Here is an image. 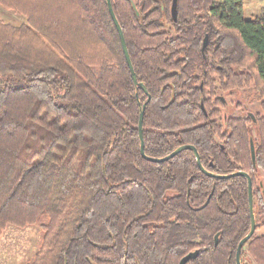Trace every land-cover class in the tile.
<instances>
[{
  "label": "trees",
  "instance_id": "16d2710c",
  "mask_svg": "<svg viewBox=\"0 0 264 264\" xmlns=\"http://www.w3.org/2000/svg\"><path fill=\"white\" fill-rule=\"evenodd\" d=\"M110 1L137 84L108 0H0L26 19H0V238L43 222L27 264H237L248 180L218 176L243 171L240 261L264 264V14ZM144 106L145 155L192 145L206 172L193 150L141 155Z\"/></svg>",
  "mask_w": 264,
  "mask_h": 264
},
{
  "label": "rangeland",
  "instance_id": "374dc122",
  "mask_svg": "<svg viewBox=\"0 0 264 264\" xmlns=\"http://www.w3.org/2000/svg\"><path fill=\"white\" fill-rule=\"evenodd\" d=\"M242 4L247 17L264 14V2L260 0H243ZM0 19L17 26L26 22L23 15L1 6ZM42 223L27 228L8 227L0 238V264H27L30 262L42 240ZM259 234H264V227L259 230Z\"/></svg>",
  "mask_w": 264,
  "mask_h": 264
},
{
  "label": "water",
  "instance_id": "95a60500",
  "mask_svg": "<svg viewBox=\"0 0 264 264\" xmlns=\"http://www.w3.org/2000/svg\"><path fill=\"white\" fill-rule=\"evenodd\" d=\"M108 4H109V10L111 11V15H112V18H113V22L116 24V27H117V30H118V34L120 36V40H121V43H122V47H123V50H124V53H125V58L127 59V62H128V65H129V70L131 71V75H132V78H133V82H135L136 84L138 83V79H137V75H136V72L135 70H133L134 66L132 64V61H131V58L129 57L130 54H129V50H128V47L126 46L127 45V42H126V39H125V35H124V32H123V29L122 27L120 26L119 22L117 21L118 19L116 18V15L113 11V7H112V4H111V1L108 0ZM178 0H173V4L171 6V14L173 16V19L176 20L177 18V15H178ZM208 41H209V36L207 35L205 40L203 41L204 44H203V53H204V50L207 48L208 46ZM142 90H144L145 92H147V88L146 86L142 83L140 84ZM144 113H145V106L143 107V112L141 114V117L140 118V124H139V131H140V137H141V140H142V144H141V155H143L144 157L146 156L145 155V143L144 142V139H143V119H144ZM253 117V116H252ZM184 150H193L194 153H195V156H196V159H197V165H199V167L206 172V170L203 168V166L201 165V157H200V154L197 152L198 150L196 149V147L192 146V145H184V146H181L179 147L178 149H176L175 151L171 152L170 155L164 157V158H148L146 156L147 159H150L151 161H154V162H164V161H168L172 158H174L176 155H178L179 153H182ZM251 154H252V159H253V163L254 165H256V150H255V145H254V142L253 140L251 141ZM233 176H243L245 178H247L248 180V187H249V203H250V216H251V224H252V227H251V230L249 232V234L240 242L239 244V247H237L238 251H237V264H241V253H242V249H243V246L244 244L252 237V235L255 234L256 232V218H255V212L253 211L254 210V197H253V182H252V178L250 175H248L247 173H243V171H239L237 173H234L232 175H220L218 177L220 178H230V177H233ZM219 242V237L216 236V245L218 244ZM199 254V250L198 251H195V252H191L189 253L188 255H186L182 260L181 262H179L180 264H187V262H189L191 259H194L198 256Z\"/></svg>",
  "mask_w": 264,
  "mask_h": 264
},
{
  "label": "flooded vegetation",
  "instance_id": "af4514ba",
  "mask_svg": "<svg viewBox=\"0 0 264 264\" xmlns=\"http://www.w3.org/2000/svg\"><path fill=\"white\" fill-rule=\"evenodd\" d=\"M223 101H224V103H228L229 104V102L227 101V99H226V97L224 96V94L222 93L220 96H219ZM232 106L229 104V107H228V110H231L232 111V108H231ZM225 115V114H224ZM226 116V115H225ZM253 116V115H252ZM253 119H254V121H255V117L253 116L252 117ZM202 163V162H201ZM203 166V165H202ZM254 197V196H253Z\"/></svg>",
  "mask_w": 264,
  "mask_h": 264
}]
</instances>
